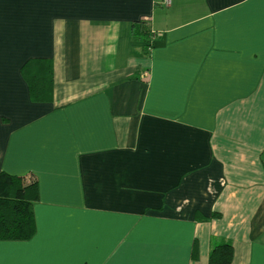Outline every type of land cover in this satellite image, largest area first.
I'll list each match as a JSON object with an SVG mask.
<instances>
[{
  "label": "crops",
  "instance_id": "obj_1",
  "mask_svg": "<svg viewBox=\"0 0 264 264\" xmlns=\"http://www.w3.org/2000/svg\"><path fill=\"white\" fill-rule=\"evenodd\" d=\"M0 173L36 187L0 264H264V0H0Z\"/></svg>",
  "mask_w": 264,
  "mask_h": 264
},
{
  "label": "trees",
  "instance_id": "obj_2",
  "mask_svg": "<svg viewBox=\"0 0 264 264\" xmlns=\"http://www.w3.org/2000/svg\"><path fill=\"white\" fill-rule=\"evenodd\" d=\"M133 35L144 38L145 51L151 48L154 34L146 24L133 25ZM22 76L29 85L31 99L34 102L46 100L52 85L51 62L29 60L22 68ZM35 188L34 181L26 182L21 177L0 173V241H26L33 237L32 200ZM231 260V246L220 244L210 251L208 264H230Z\"/></svg>",
  "mask_w": 264,
  "mask_h": 264
},
{
  "label": "built area",
  "instance_id": "obj_3",
  "mask_svg": "<svg viewBox=\"0 0 264 264\" xmlns=\"http://www.w3.org/2000/svg\"><path fill=\"white\" fill-rule=\"evenodd\" d=\"M148 50H150V48H148Z\"/></svg>",
  "mask_w": 264,
  "mask_h": 264
}]
</instances>
